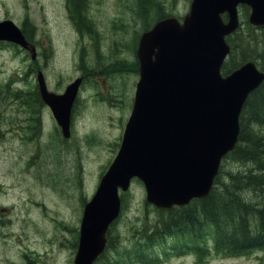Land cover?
Instances as JSON below:
<instances>
[{
    "label": "rangeland",
    "instance_id": "obj_1",
    "mask_svg": "<svg viewBox=\"0 0 264 264\" xmlns=\"http://www.w3.org/2000/svg\"><path fill=\"white\" fill-rule=\"evenodd\" d=\"M190 2L0 0V20L12 19L20 26L28 23L33 34L40 36L42 70L52 88L61 91L77 76L86 77L75 104L70 137L54 128L34 137L0 138V264L72 262L83 203L114 158L132 109L139 78L134 65L136 42L160 14L183 16ZM75 15L90 21L88 31H80ZM257 31L264 33V29L253 30ZM81 56L89 75L81 70ZM1 57L7 60L5 71L20 68L21 60L12 55L8 60L5 51H0ZM246 166L231 157L224 161L219 187ZM259 194L258 189L252 200ZM123 206L110 231L108 253L116 264H264L263 251L248 256L209 249L197 252L181 244L183 238L173 233L142 253L144 262H120L132 250L130 243L140 236L161 242L165 233H155V225L169 213L146 202L139 180L125 192ZM204 230L206 239L212 240L208 235L212 227ZM148 234H153L151 239Z\"/></svg>",
    "mask_w": 264,
    "mask_h": 264
},
{
    "label": "water",
    "instance_id": "obj_2",
    "mask_svg": "<svg viewBox=\"0 0 264 264\" xmlns=\"http://www.w3.org/2000/svg\"><path fill=\"white\" fill-rule=\"evenodd\" d=\"M239 3L252 7L251 23L264 24V0H192L183 22L169 16L142 34L132 113L116 157L85 205L74 264H92L103 251L107 228L120 211L118 188L127 189L133 177L145 183L148 201L162 209L210 191L222 156L236 144L242 106L264 80L254 62L220 73L229 52L225 34L238 26ZM0 28L5 31L0 38L21 41L12 22ZM80 82L77 78L58 96L66 132Z\"/></svg>",
    "mask_w": 264,
    "mask_h": 264
},
{
    "label": "trees",
    "instance_id": "obj_3",
    "mask_svg": "<svg viewBox=\"0 0 264 264\" xmlns=\"http://www.w3.org/2000/svg\"><path fill=\"white\" fill-rule=\"evenodd\" d=\"M249 7H241L243 27L253 30L248 23ZM160 14L157 18H163ZM264 28V27H261ZM236 31L229 39L232 44V52L229 60L224 65V72H230L244 61L256 58L264 69V39L262 34L252 32L243 33ZM240 42L241 50L237 51L236 45ZM262 61L260 60V57ZM241 131L236 148L231 152L234 158L250 160L260 165V173L247 172L243 177L247 179L255 190H264V82L248 97L240 116ZM263 159V161H262ZM218 179V177H217ZM210 194L202 199L194 200L185 208H175L165 220L166 232L202 234L198 229L201 226H211L216 229L214 238L215 249L229 253H243L249 247L264 246V206H255L245 192V187H233L224 184L217 191V180ZM179 212L176 216H172ZM259 213L260 227L253 231L248 229L246 223L247 214ZM169 220V221H168ZM164 222V221H163ZM163 222L159 224L162 225ZM233 240V242H232Z\"/></svg>",
    "mask_w": 264,
    "mask_h": 264
},
{
    "label": "flooded vegetation",
    "instance_id": "obj_4",
    "mask_svg": "<svg viewBox=\"0 0 264 264\" xmlns=\"http://www.w3.org/2000/svg\"><path fill=\"white\" fill-rule=\"evenodd\" d=\"M9 44L8 42H6ZM22 55L23 72L13 81H4L0 70V138H18L23 134L34 137L44 130L59 131L50 107L43 101L37 72L42 69L37 45L28 40L25 48L18 46ZM34 51V56L32 54ZM54 91H57L56 89Z\"/></svg>",
    "mask_w": 264,
    "mask_h": 264
}]
</instances>
